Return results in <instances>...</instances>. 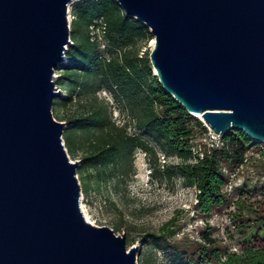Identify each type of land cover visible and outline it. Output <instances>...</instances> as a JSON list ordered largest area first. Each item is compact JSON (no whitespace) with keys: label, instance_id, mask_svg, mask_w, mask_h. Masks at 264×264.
<instances>
[{"label":"water","instance_id":"1","mask_svg":"<svg viewBox=\"0 0 264 264\" xmlns=\"http://www.w3.org/2000/svg\"><path fill=\"white\" fill-rule=\"evenodd\" d=\"M78 1L0 0V264H138L125 236L86 220L53 115ZM116 2L153 35L166 94L222 138L264 145V0Z\"/></svg>","mask_w":264,"mask_h":264},{"label":"trees","instance_id":"2","mask_svg":"<svg viewBox=\"0 0 264 264\" xmlns=\"http://www.w3.org/2000/svg\"><path fill=\"white\" fill-rule=\"evenodd\" d=\"M72 15L67 62L55 73L62 96L54 101L53 108L87 101L82 112L65 120L63 134L68 154L72 158L82 155L78 175L86 174L99 182L114 181L117 189L127 187L136 173L135 153L141 150L148 156L153 178L181 179L184 187L199 191L195 205L198 214L209 218L217 210L225 211L230 241L236 239V232L253 230L234 248L219 246L211 226L201 231L200 242L193 245L179 246L173 232L152 235L157 246L173 253L170 264H264V186H237L231 197L225 193L229 182L225 169L234 172L246 158L264 177V164L256 167L253 161L258 147L244 133L230 132L222 150L195 160L191 141L206 131L203 122L165 93L148 55L132 51L139 42L154 40L149 28L127 17L116 0H80L72 5ZM100 20L106 27L108 58L91 41V27ZM104 89L112 95L114 109L126 114L123 124L114 120L112 107L99 100ZM160 153L178 163L161 165Z\"/></svg>","mask_w":264,"mask_h":264},{"label":"rangeland","instance_id":"3","mask_svg":"<svg viewBox=\"0 0 264 264\" xmlns=\"http://www.w3.org/2000/svg\"><path fill=\"white\" fill-rule=\"evenodd\" d=\"M70 26L74 19L72 5L69 7ZM154 48V40L139 42L137 49L132 50L150 56ZM67 62V59L64 63ZM155 75V71L152 68ZM59 75L55 74V82ZM99 100L107 102L112 109L113 118L118 124L127 120L126 114L120 113L115 108L112 95L106 89L99 94ZM87 101L74 103L67 108L60 106L53 108V115L59 122L67 126L68 117L76 115L84 110ZM201 120V119H200ZM202 121V120H201ZM203 122V121H202ZM204 124V122H203ZM134 133V129L129 130ZM254 152V163L256 167L264 164V145H257ZM263 150V153H260ZM253 152V151H252ZM70 156V155H69ZM81 154L70 159L72 162H81ZM161 165H176L175 158H165L163 154L158 155ZM136 173L127 187L120 185L117 189L116 182H99L88 179L86 174H79L78 178L82 188L81 208L88 218L86 220L94 226L109 227L116 235L125 236L128 251L137 247L138 264H170L175 258L173 253L166 250L163 245L157 246L153 242L152 235L161 236L173 232V240L179 246L193 245L200 242V233L207 226L215 228L214 237L217 244L222 248L227 246L234 248L237 242H243L253 231L245 234L236 232V239L230 241L227 234L225 211L217 210L209 218L198 214L195 210L196 191L182 185L181 179L158 180L152 177V168L148 156L141 150L135 153ZM235 186H248L250 189H260L264 186V177L256 173L253 164H249L244 171L239 172L234 179ZM84 190V191H83ZM84 214V216H85ZM252 218L253 216H247Z\"/></svg>","mask_w":264,"mask_h":264},{"label":"built area","instance_id":"4","mask_svg":"<svg viewBox=\"0 0 264 264\" xmlns=\"http://www.w3.org/2000/svg\"><path fill=\"white\" fill-rule=\"evenodd\" d=\"M106 27L103 24L102 20L96 22L91 27V41L98 44L99 49L105 54V57L108 58L107 50L109 48V43L105 38ZM204 126L206 131L194 137L191 141V150L195 160L203 159L207 154H210L214 150H222L225 147L224 138L217 135L213 130L210 129L205 123ZM249 159L246 158L244 165L236 169L234 172H230L225 169V172L229 175V182L225 187V193L231 197L235 192V183L234 179L236 175L244 171L249 165ZM196 191V195L199 193ZM197 201V199H196Z\"/></svg>","mask_w":264,"mask_h":264},{"label":"bare ground","instance_id":"5","mask_svg":"<svg viewBox=\"0 0 264 264\" xmlns=\"http://www.w3.org/2000/svg\"><path fill=\"white\" fill-rule=\"evenodd\" d=\"M198 117L202 118L201 116H198ZM84 214H85V211H84ZM85 217L87 218L86 214H85ZM87 220H88V218H87Z\"/></svg>","mask_w":264,"mask_h":264}]
</instances>
